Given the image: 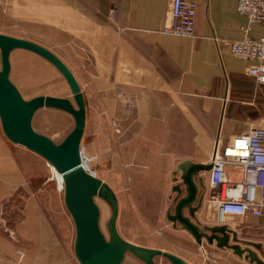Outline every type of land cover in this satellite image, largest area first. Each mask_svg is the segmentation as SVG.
I'll use <instances>...</instances> for the list:
<instances>
[{"label":"crops","instance_id":"obj_1","mask_svg":"<svg viewBox=\"0 0 264 264\" xmlns=\"http://www.w3.org/2000/svg\"><path fill=\"white\" fill-rule=\"evenodd\" d=\"M193 1L194 34L179 36L163 31L170 0H0L1 33L49 48L71 69L85 99L84 132L89 133L84 151L92 156L96 140L97 155L103 153L112 132L113 176L127 181L120 189L133 196L152 222L159 220L165 196L170 200L179 162L208 163L216 146L264 125V85L246 74V60L230 52L229 41L240 38V27L247 24L236 10L237 0ZM261 34L262 27L253 25L251 36ZM215 36L224 40L219 47ZM19 149L0 126V220L4 209L17 215L12 228L0 221V264H79L67 249L74 236L70 215L64 204L41 198L38 173L28 169ZM199 175L205 193L192 220L200 226L220 225L208 204L209 172ZM241 176L240 166H226V180L238 182ZM53 195L58 198L55 187ZM56 217L61 231L53 224ZM226 225L238 237L262 242L264 249V208L261 216L247 218L241 229H249L245 236ZM163 233L174 245L172 231L165 226ZM187 235L179 236L186 240ZM206 243L209 264H256L216 242ZM136 244L181 256L173 245ZM258 256L264 264V250Z\"/></svg>","mask_w":264,"mask_h":264},{"label":"water","instance_id":"obj_2","mask_svg":"<svg viewBox=\"0 0 264 264\" xmlns=\"http://www.w3.org/2000/svg\"><path fill=\"white\" fill-rule=\"evenodd\" d=\"M15 49H23L47 60L62 75L72 94V98L35 95L25 99L18 87L10 79V54ZM51 108L64 111L73 118L72 129L60 142L36 131L32 119L37 110ZM86 125V106L81 86L67 64L49 48L29 39L0 32V126L4 136L13 144L21 145L44 158L61 175L63 182V204L74 225L73 253L79 264H121L126 253H131L144 264H155L156 257H164L171 264H192L182 257L159 248L146 247L123 238L117 229L118 199L112 187L96 176L87 165L81 141ZM211 163L179 162L175 178L177 193L173 210H167V218L188 233L203 247V241L224 248L226 238L215 237V225L200 226L194 222L195 212L201 206L205 185L200 172H209ZM102 198L110 207L107 221L108 236L101 230L100 208L95 201ZM220 231H229L233 240L237 233L227 225ZM262 252L260 245L257 247ZM240 255L256 264H263L258 254L248 247L242 248Z\"/></svg>","mask_w":264,"mask_h":264},{"label":"rangeland","instance_id":"obj_3","mask_svg":"<svg viewBox=\"0 0 264 264\" xmlns=\"http://www.w3.org/2000/svg\"><path fill=\"white\" fill-rule=\"evenodd\" d=\"M20 50L13 51L12 55H10V79L18 87L19 91L25 99H29L35 95L40 94L72 98L69 86L67 85L62 75L52 64H50L47 60L37 54H34L29 51H22V49ZM73 125L74 121L70 114L61 110L51 108H41L37 110L32 119V126L36 131L49 136L57 143L60 142L63 137L72 129ZM88 133L89 132H84L81 141V147L84 156L87 159H90L89 161L87 160L88 167L92 171H95L97 173V176L99 175L103 181L108 183L117 196L118 216L116 222L117 229L120 235L126 240L132 241L134 243L139 242L145 245H171V239L169 241L168 237H164L163 227L166 226L172 231V234L174 235V245H172L173 248L180 253V257L192 264H209V259H211L209 253H206L202 246L197 245L194 239L188 233L187 234L190 237H186V240L185 237L179 236L180 234H186L181 231V225L179 223H176V225L173 226V223L166 218V211L169 208H171L172 210L174 208V200L177 196V193L171 190L170 200L167 198L168 195L165 196L164 204H162V207L159 212V220L152 222L148 216L146 217L144 215L145 213L143 211H140V209L137 208L133 196H131L124 188L120 189V186L124 187V182L127 181L125 179L123 180L115 178L116 175L113 176L115 174V164L113 161L112 132L109 133V145L105 148H102L103 153H100V155H97V148L94 149V147H96L97 145L96 140L91 142L90 152L91 154H93L92 156H89L87 153L88 150L84 151V148L82 146L86 143L85 141H83V139L87 138ZM17 147L20 148V152L26 157L27 161L29 162L30 168H27L33 170L34 172H36V174L38 173L35 176L36 187H39V190H41V192L43 193L41 198H51L52 202H57L61 207V204H63V189H60L62 181L60 180L59 176H54L55 174L50 167L51 164L49 165V163L44 158L28 150L27 148L21 145H17ZM39 166L40 170L38 169ZM174 183L179 184L181 183V180L178 178L176 180L174 179ZM53 187L57 189V192L59 194L58 198L56 199L53 195ZM14 197L15 199L17 198L16 196ZM149 197L152 196H148V198ZM95 201L100 208L99 224L101 230L105 233L106 236H108L106 225L110 217V207L100 197H96ZM9 202L12 203V199L9 200ZM147 205L150 204L147 203ZM205 208H208L207 204L205 205ZM3 211L4 213L1 214V219H4L0 221L2 222V224L5 225L6 223L8 227L12 228L11 226L15 222L17 215L15 213L13 214L10 208H8V211H5V209ZM58 212L59 211L57 210L56 214H58ZM146 213H148V210L146 211ZM59 222H61V219L59 217H56V220L53 218V224H55L56 228L58 227V231H61L62 224H60ZM229 223L234 228L241 227V223L238 222V218L236 217L231 218ZM242 223L246 225V222ZM220 226L221 225H215V237H225L227 246L224 248H229L231 251L240 254L242 247L238 242H236L237 239L234 241L230 236V232L227 230L224 232L220 231ZM245 230L249 229L245 228L244 230H239V235L245 236ZM241 231L242 233H240ZM62 232H60L59 234H61ZM7 233L10 232L7 231ZM161 233L162 235H159ZM177 237L179 239H177ZM60 239L61 242L66 245L63 238ZM252 243L254 246L253 251H255L256 253L259 254V250L258 248H256L258 244H260L261 250H264L262 242ZM179 245L183 247L180 248L178 251L177 247ZM67 249L73 252V243L72 246H68ZM206 256L208 257L207 259L205 258ZM121 264H144V262L132 255L131 253H126ZM155 264L171 263L164 257H156Z\"/></svg>","mask_w":264,"mask_h":264},{"label":"built area","instance_id":"obj_4","mask_svg":"<svg viewBox=\"0 0 264 264\" xmlns=\"http://www.w3.org/2000/svg\"><path fill=\"white\" fill-rule=\"evenodd\" d=\"M236 10L246 17L247 24L240 27V38L229 41L230 52L234 57L246 60V74L257 84L264 85V0H237ZM195 16V1L170 0L169 19L163 31L192 36ZM255 24L262 27L258 38L251 36ZM213 40L217 47L224 41L216 36ZM208 163L212 165L208 204L215 212V223L226 225L236 217L242 229V222L245 223L249 216H261L264 208V125L251 127L234 135L222 147L216 146ZM227 165L241 167L240 181L226 180ZM17 252L21 253V250L17 249Z\"/></svg>","mask_w":264,"mask_h":264},{"label":"flooded vegetation","instance_id":"obj_5","mask_svg":"<svg viewBox=\"0 0 264 264\" xmlns=\"http://www.w3.org/2000/svg\"><path fill=\"white\" fill-rule=\"evenodd\" d=\"M240 233H242V231ZM230 236H231V238H233V235H232L231 232H230ZM236 236H237V241L236 242H238L242 248L248 247L249 249L253 250L254 246H253V244H251V240L250 239L241 238V237H238V235H236Z\"/></svg>","mask_w":264,"mask_h":264},{"label":"bare ground","instance_id":"obj_6","mask_svg":"<svg viewBox=\"0 0 264 264\" xmlns=\"http://www.w3.org/2000/svg\"><path fill=\"white\" fill-rule=\"evenodd\" d=\"M51 169H52V171L54 172V176H59L60 177V180L62 181V177H61V175L54 169V167L53 166H51ZM62 188H63V182H62V185L60 186V189L62 190Z\"/></svg>","mask_w":264,"mask_h":264},{"label":"trees","instance_id":"obj_7","mask_svg":"<svg viewBox=\"0 0 264 264\" xmlns=\"http://www.w3.org/2000/svg\"><path fill=\"white\" fill-rule=\"evenodd\" d=\"M14 213H15V212H14ZM14 213H13V214H14Z\"/></svg>","mask_w":264,"mask_h":264}]
</instances>
